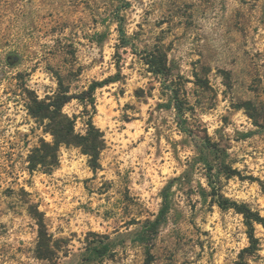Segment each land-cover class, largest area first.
<instances>
[{
  "label": "rangeland",
  "instance_id": "obj_1",
  "mask_svg": "<svg viewBox=\"0 0 264 264\" xmlns=\"http://www.w3.org/2000/svg\"><path fill=\"white\" fill-rule=\"evenodd\" d=\"M158 47L167 77L146 62ZM60 76L75 95L112 79L94 93L97 170L66 145L52 173L29 169L53 135L28 103ZM86 108L63 109L82 133ZM207 138L240 171L220 175L222 192L264 216V0H0V264H145L148 246L152 264H264V225L247 251L243 214L218 205L195 161Z\"/></svg>",
  "mask_w": 264,
  "mask_h": 264
},
{
  "label": "trees",
  "instance_id": "obj_2",
  "mask_svg": "<svg viewBox=\"0 0 264 264\" xmlns=\"http://www.w3.org/2000/svg\"><path fill=\"white\" fill-rule=\"evenodd\" d=\"M121 32L123 36H126L123 29H121ZM146 60L155 74H161L166 77L169 75L170 68L167 63V55L161 47L150 51ZM111 81L112 79L94 81L89 89L83 91L80 95H75L70 94L67 88L64 89L62 87L63 81L60 76L59 82L61 89L55 96L48 97V99H39L38 96L30 97L28 103L30 112L34 116L42 118V120L47 119L45 123L46 131L53 135L52 141L42 139L29 153L28 162L30 170L41 169L47 173H52L60 164V150L63 145L80 147L82 152L88 155L90 166L94 170L100 167V157L102 150L105 148V138L103 131L96 126L93 120V115L96 110L94 93L98 87L104 86ZM73 98H79L87 107L85 114L88 117L84 120L86 124L84 133L78 132L76 129L77 116H70L63 110L65 104ZM172 101L176 109L180 127L185 132H191L192 129L187 117V112L190 109L189 102L180 89H173ZM89 105H91L92 109H88ZM227 154L225 147L207 138L204 139L203 149L195 161L204 163L206 168L205 174L212 189L211 195L218 205L223 209L234 208L237 212L243 214L245 223L248 226L251 242L247 251L253 252L258 249V238L255 236L254 226L255 223L264 225V216L261 215L260 211L254 210L247 203L231 200L222 192L221 185L218 181L220 175H225L228 178L240 175V171L233 169L228 163ZM166 210L167 205L163 208L162 214H164ZM38 214L35 215L41 225L40 237L44 239L46 233L44 231L45 225L42 217ZM159 220L160 217L153 222L154 225H156ZM151 250V247L148 246L145 264H152L154 255Z\"/></svg>",
  "mask_w": 264,
  "mask_h": 264
}]
</instances>
